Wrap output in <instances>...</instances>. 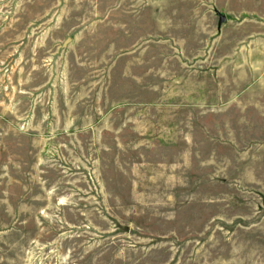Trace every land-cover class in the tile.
Masks as SVG:
<instances>
[{
	"label": "rangeland",
	"instance_id": "rangeland-1",
	"mask_svg": "<svg viewBox=\"0 0 264 264\" xmlns=\"http://www.w3.org/2000/svg\"><path fill=\"white\" fill-rule=\"evenodd\" d=\"M0 264H264V0H0Z\"/></svg>",
	"mask_w": 264,
	"mask_h": 264
},
{
	"label": "water",
	"instance_id": "water-1",
	"mask_svg": "<svg viewBox=\"0 0 264 264\" xmlns=\"http://www.w3.org/2000/svg\"><path fill=\"white\" fill-rule=\"evenodd\" d=\"M224 20V17L219 15L218 24H220Z\"/></svg>",
	"mask_w": 264,
	"mask_h": 264
}]
</instances>
